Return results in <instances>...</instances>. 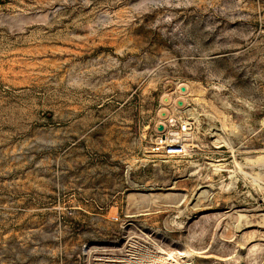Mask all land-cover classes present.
Listing matches in <instances>:
<instances>
[{"label": "rangeland", "instance_id": "rangeland-1", "mask_svg": "<svg viewBox=\"0 0 264 264\" xmlns=\"http://www.w3.org/2000/svg\"><path fill=\"white\" fill-rule=\"evenodd\" d=\"M0 264H264V0H0Z\"/></svg>", "mask_w": 264, "mask_h": 264}, {"label": "built area", "instance_id": "built-area-1", "mask_svg": "<svg viewBox=\"0 0 264 264\" xmlns=\"http://www.w3.org/2000/svg\"><path fill=\"white\" fill-rule=\"evenodd\" d=\"M181 103L178 100V106L182 107L183 104ZM171 104L163 103V109H168L170 112L168 117H161L162 109L159 112L160 122L157 125L152 151L164 157H183L187 155L190 149L189 138L192 137L193 131L191 123L186 120L176 125L175 118L168 108Z\"/></svg>", "mask_w": 264, "mask_h": 264}, {"label": "bare ground", "instance_id": "bare-ground-1", "mask_svg": "<svg viewBox=\"0 0 264 264\" xmlns=\"http://www.w3.org/2000/svg\"><path fill=\"white\" fill-rule=\"evenodd\" d=\"M178 92H179V95L181 96V98L179 99V101L182 102L181 104H183V107L186 106V104H187V99H186L187 96H194V98L196 97V99H195L196 101H202L203 100V96L205 94V91L204 90L200 89L199 87H196L195 85H193L191 83H188V84H180L178 86ZM163 103L166 104V105H169L170 103H172V100H171V98L169 96H165L163 98ZM177 103H178V101H177ZM169 114H170V112H169L168 109H162L161 110V113H160L161 117H163V118L168 117ZM259 159H261V158H259ZM255 161H257V159ZM261 161H263V159H261ZM240 169H242V168L240 167ZM181 196H183V195H181ZM179 198L181 199V197H179Z\"/></svg>", "mask_w": 264, "mask_h": 264}]
</instances>
